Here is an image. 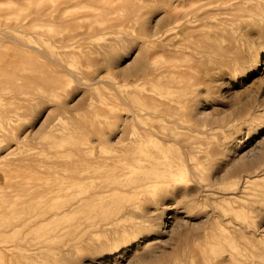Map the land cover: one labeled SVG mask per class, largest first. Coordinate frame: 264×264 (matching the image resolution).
<instances>
[{
  "label": "rangeland",
  "instance_id": "1",
  "mask_svg": "<svg viewBox=\"0 0 264 264\" xmlns=\"http://www.w3.org/2000/svg\"><path fill=\"white\" fill-rule=\"evenodd\" d=\"M0 264H264V0H0Z\"/></svg>",
  "mask_w": 264,
  "mask_h": 264
},
{
  "label": "bare ground",
  "instance_id": "2",
  "mask_svg": "<svg viewBox=\"0 0 264 264\" xmlns=\"http://www.w3.org/2000/svg\"><path fill=\"white\" fill-rule=\"evenodd\" d=\"M232 50V49H231ZM169 52V51H168ZM171 52V51H170ZM256 64V63H255ZM130 151V150H129ZM140 160V159H139ZM123 163V162H122ZM126 170V169H125ZM119 175V174H118ZM120 175L122 176V174L120 173ZM119 175V176H120ZM115 176V175H114ZM114 190H115V188H113ZM109 190V189H108ZM92 193V192H91ZM85 196V195H84ZM80 197V196H79ZM86 201V200H85ZM75 205H76V203H75Z\"/></svg>",
  "mask_w": 264,
  "mask_h": 264
}]
</instances>
